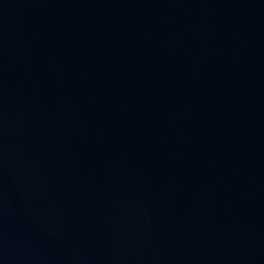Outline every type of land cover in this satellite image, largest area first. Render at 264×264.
I'll return each instance as SVG.
<instances>
[{
    "label": "water",
    "instance_id": "water-1",
    "mask_svg": "<svg viewBox=\"0 0 264 264\" xmlns=\"http://www.w3.org/2000/svg\"><path fill=\"white\" fill-rule=\"evenodd\" d=\"M0 264H264V0H0Z\"/></svg>",
    "mask_w": 264,
    "mask_h": 264
}]
</instances>
